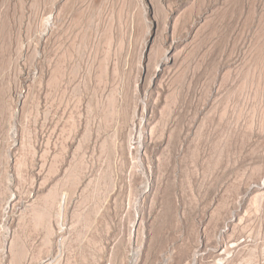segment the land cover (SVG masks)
Segmentation results:
<instances>
[{"label": "rangeland", "instance_id": "374dc122", "mask_svg": "<svg viewBox=\"0 0 264 264\" xmlns=\"http://www.w3.org/2000/svg\"><path fill=\"white\" fill-rule=\"evenodd\" d=\"M0 264H264V0H0Z\"/></svg>", "mask_w": 264, "mask_h": 264}]
</instances>
